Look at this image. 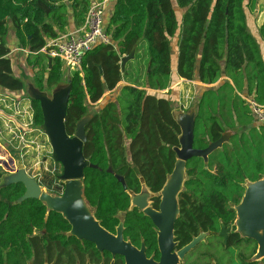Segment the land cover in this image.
Returning a JSON list of instances; mask_svg holds the SVG:
<instances>
[{
	"label": "trees",
	"instance_id": "1",
	"mask_svg": "<svg viewBox=\"0 0 264 264\" xmlns=\"http://www.w3.org/2000/svg\"><path fill=\"white\" fill-rule=\"evenodd\" d=\"M92 3L0 0V90L17 95L23 92L24 81L13 63L18 54L37 88L48 91L58 85L65 66L58 58H51L49 63L50 57L40 50L63 35L70 16L76 26H81ZM110 3L103 21L110 42L97 43L86 51L81 70L73 72L69 79L71 90L64 118L67 134L73 135L76 123L91 115L84 126L86 141L82 151L96 167L84 169L85 196L103 226L113 229L116 212L128 207L121 179L127 186L137 188L140 177L145 185L158 190L173 169V148L179 146L181 132L173 116L176 95L151 90L171 85V40L176 38L178 78H198L200 83L210 85L222 77L219 84L197 96L193 148L203 149L225 131H231L228 140L208 155L206 163L193 156L187 164L197 166L196 175L186 180V184H197L193 188L197 189V209L193 207L195 216L186 215L180 225L191 226L189 230L197 234H210L199 246L213 238L221 225H233V207L242 198L245 182L264 176V124L255 121L245 99L264 105V20L253 33L247 12L254 0ZM177 7L183 10L180 19ZM10 27L20 49L15 55L10 54ZM23 49L27 53L21 52ZM132 51L133 57L122 67V58ZM139 53L147 57V62L137 63L134 76L131 62L141 57ZM117 88L116 94L103 98ZM28 100L31 124L40 128V103ZM5 159L0 156V163ZM3 174L0 166V178ZM24 192L20 182L0 188V264H73L69 247L81 245L66 235V220L59 213H47L37 199L16 202ZM133 220L128 216L127 223ZM221 249L225 258V248ZM209 258L215 264L224 261H218L215 254Z\"/></svg>",
	"mask_w": 264,
	"mask_h": 264
},
{
	"label": "water",
	"instance_id": "2",
	"mask_svg": "<svg viewBox=\"0 0 264 264\" xmlns=\"http://www.w3.org/2000/svg\"><path fill=\"white\" fill-rule=\"evenodd\" d=\"M133 54L134 51L122 58V67L128 59L133 57ZM50 61L51 58H48L49 63ZM70 77V73L66 71L63 77L65 83L56 85L51 97H49L45 90L37 88L34 83H27L25 88L29 98L38 100L40 103L43 116L40 129L48 136L52 148V159L63 167L60 176L64 182L63 193L61 195H53L42 190L34 179L29 178L21 170L20 163H18L20 170L18 169L16 173L8 174L4 172L0 178V188L10 183H22L25 187V192L16 202H21L27 198L39 200L45 206L47 213L50 211L60 213L71 224V230L67 235L75 236L79 240L91 241L95 243L99 250H107L113 254L121 253L125 255L127 264H132L131 254L135 252L130 244L124 242L122 239L120 232L121 224L117 228V236L111 235L100 226L84 201L85 196L81 181L83 170L88 166L96 167L95 164L89 163L82 151L83 143L86 141L84 126L91 115L84 116L76 123L73 135L67 134L64 118L71 90ZM195 114V107L185 113L180 112L177 114L173 111L174 119L179 124L181 132L179 146L173 148L176 153L174 168L168 175L161 191L163 196L161 202L162 212L161 215H157L149 208L145 209V213L155 221L163 230V233L168 232V235L163 237L165 241H169V238H172L173 223L178 214L177 194L182 190L184 180L186 179V160L193 156H199L206 163L208 155L214 149L220 147L223 142L227 141L231 134V131L227 130L219 139L210 142L207 147L203 149L193 148ZM10 161L15 162L13 158H10ZM244 186L245 190L240 202L233 207L236 213L233 225L235 226V232L239 234L240 238H248L257 243V249L250 258V261H258L264 258V176L255 181H246ZM137 197L133 195V204L144 208L145 203H137ZM166 215L169 220H167V225H164V221L160 217L163 218ZM225 233L224 228H222L221 234L224 237H226ZM207 234L209 233L201 231L190 244L178 251V255L182 256L196 243L204 240ZM159 240L160 245H162L161 237ZM171 247L172 242L170 241L168 250ZM165 256L166 254L163 253L161 262L158 264H164ZM150 262H152V259L145 260L144 263Z\"/></svg>",
	"mask_w": 264,
	"mask_h": 264
},
{
	"label": "flooded vegetation",
	"instance_id": "3",
	"mask_svg": "<svg viewBox=\"0 0 264 264\" xmlns=\"http://www.w3.org/2000/svg\"><path fill=\"white\" fill-rule=\"evenodd\" d=\"M190 160L191 158L186 160V179L184 180L182 190H180L177 194L178 214L173 223L172 238H169V241H165L163 238L168 235V232L163 233V230L155 223V221L147 213H145V209L149 208L152 212L156 213L157 215H161V202L163 197L161 191L168 176L166 177L164 183L158 190H153L151 187L145 185L143 182H141L140 177H138V179L140 180V185L137 188L127 186L125 181L121 179L123 191L128 196V207L125 210H119L118 212H116V214L114 215V218L116 219V224L113 226V229H109L103 226L101 221L97 218L93 206L89 204L85 196V175L83 170V176L81 178V181L83 183V194L85 196L84 201L87 207L90 209L91 214L99 222L100 226L115 237L117 236V228L121 224L120 232L122 235V239L124 242L129 243L131 248L135 252L131 254L132 264H145V260L151 259L153 263L150 262L147 264H158L161 262V257L163 253L166 254L164 258V264H215L211 261L209 255H214V252L216 250L211 247H207L203 251L200 246H198V244L204 241L206 237L210 234H207L204 240L196 243L182 256L178 255V251L190 244L192 240L196 238L200 233L199 232L197 234V232L194 233L192 230H189L191 226L183 224L180 225L181 220L184 219L186 215L190 214L195 216V214H193V207L197 209V189H193L194 186L197 187V184H186V180L188 178L194 177L197 172V166L188 167L187 164L190 162ZM1 170L8 174H13L16 172L15 167H12L11 170H5L1 167ZM62 171L63 167L60 165L59 173H53V171H51V176L53 177H50L51 180H47L46 177L45 179L43 178V180L39 179V182H37L36 180L35 181L41 187L42 190V186L50 188V186H52L53 181L56 185V188L53 191H49H51L53 195H61L64 189L63 179L60 178ZM185 186H187L186 189L184 188ZM133 195L138 196L136 198L137 203H145L144 208H140L139 206L133 204ZM128 216H132V218H135V220H133L132 224L130 225L127 223ZM160 219L164 221V225H167V220H169L167 215L163 218L160 217ZM66 222L69 226L68 230L66 231L67 235L70 232L72 226L67 220ZM222 228H224V231L226 232V237L221 234ZM44 231L45 229L41 230L40 233H43ZM213 234V238L216 239V243L218 244V246L220 248H225V258L222 264H257L256 261L250 262V257L253 254L252 252H255L257 249V243L254 240H252L253 243H248L245 241V239L248 238H240L239 234L235 232V227L232 224L227 226L221 225L219 230H217ZM67 236L75 238L81 245V247H76L72 245L69 247V256L74 259L73 264H127L125 255L121 253L113 254L107 250H99L95 243L91 241L84 239L79 240L72 235ZM160 237L162 245H160ZM188 237L189 239L185 240ZM170 241L172 242V247L168 250ZM88 246L89 248H87ZM82 258L84 259L83 261H81ZM241 259L245 262L241 263Z\"/></svg>",
	"mask_w": 264,
	"mask_h": 264
},
{
	"label": "rangeland",
	"instance_id": "4",
	"mask_svg": "<svg viewBox=\"0 0 264 264\" xmlns=\"http://www.w3.org/2000/svg\"><path fill=\"white\" fill-rule=\"evenodd\" d=\"M247 15L249 27L255 33L257 27L264 20V0H254V5L247 12ZM9 30L11 31L12 27ZM10 46L13 48V45ZM140 55L141 53H139ZM139 61L146 63L147 57L142 54L139 59L136 57L131 62V66H134L132 72L134 76H137L136 67ZM13 63L15 72L23 79L25 87L19 95L0 90V156L6 158V162L0 163V166L5 170H11L12 167H15L17 171L19 169L18 163H20L21 170L29 178L37 182L46 177L47 180H51V171L59 173L60 165L52 159V148L48 136L43 130L35 128L31 124L32 110L25 89L27 83L33 84L31 72L19 54ZM179 79H181L179 80V93L173 101L174 112L177 114L188 112L191 108L196 107L197 99V84L184 78ZM64 83L65 80L63 79L60 85ZM54 89L55 87L46 91L49 97H51ZM10 158H13L15 162H11ZM42 188L53 194L49 190H55L56 185L52 181L50 188L44 186ZM199 246L203 251L207 247L213 246L218 261L221 262L224 259V251L218 246L216 239L210 238ZM256 263L264 264V258L256 261Z\"/></svg>",
	"mask_w": 264,
	"mask_h": 264
},
{
	"label": "built area",
	"instance_id": "5",
	"mask_svg": "<svg viewBox=\"0 0 264 264\" xmlns=\"http://www.w3.org/2000/svg\"><path fill=\"white\" fill-rule=\"evenodd\" d=\"M112 0H96L86 12L84 22L78 29L50 40L40 51L50 58H58L70 75L81 70L84 53L97 43H109L110 37L103 29L104 13ZM254 119L264 124V105L249 98ZM32 117V116H31Z\"/></svg>",
	"mask_w": 264,
	"mask_h": 264
},
{
	"label": "crops",
	"instance_id": "6",
	"mask_svg": "<svg viewBox=\"0 0 264 264\" xmlns=\"http://www.w3.org/2000/svg\"><path fill=\"white\" fill-rule=\"evenodd\" d=\"M93 2L96 1V0H92ZM111 4V3H110ZM109 8V4H107L106 6V10ZM178 8V7H177ZM177 11V16H178V19H180L181 17V14L183 12L182 9L178 8V9H175ZM79 27L81 26H76L74 23H73V18L72 16L69 17V26L67 27L66 31L63 32V35L68 33V32H71V31H74L76 29H78ZM9 45H13V48L10 46L11 48V55L14 54L15 55V52L19 51V47H16L17 44H15L17 41H16V38L14 36V31H11L9 32ZM171 47H172V56H171V65H172V73H171V85L166 88V89H163V90H151L152 92L154 93H160V94H165V93H168V92H171L172 95H176L179 93V79L175 73V65H176V54H177V50H176V38H173L171 40ZM20 52V51H19ZM21 52H24V53H27V50L26 49H23L21 50ZM262 55H263V59H264V51H262ZM65 72H66V69H65ZM64 77V76H63ZM63 79V78H62ZM221 79H218L216 82H214L213 84H210V85H207V84H203V83H200L198 81V78L192 80L191 82L197 84V96H199L203 90L209 88V87H214L216 86L217 84H219L221 82ZM33 81V80H32ZM188 82V81H187ZM121 83H124V81H121ZM118 90L115 89L113 91H108L104 94L103 98L110 95L111 93L112 94H116V91ZM246 100L249 99V97H246L245 98ZM252 99V98H251ZM258 123V122H257Z\"/></svg>",
	"mask_w": 264,
	"mask_h": 264
}]
</instances>
